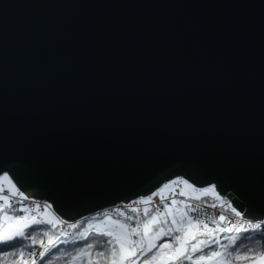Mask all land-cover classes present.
Listing matches in <instances>:
<instances>
[{
    "label": "water",
    "instance_id": "1",
    "mask_svg": "<svg viewBox=\"0 0 264 264\" xmlns=\"http://www.w3.org/2000/svg\"><path fill=\"white\" fill-rule=\"evenodd\" d=\"M66 221L182 177L264 219V0H0V174Z\"/></svg>",
    "mask_w": 264,
    "mask_h": 264
},
{
    "label": "snow or ice",
    "instance_id": "2",
    "mask_svg": "<svg viewBox=\"0 0 264 264\" xmlns=\"http://www.w3.org/2000/svg\"><path fill=\"white\" fill-rule=\"evenodd\" d=\"M0 180H8L11 188L18 191L7 173L0 176ZM182 182L189 185V187H194L187 180ZM176 183H178L177 180L170 181V184ZM168 188L169 184H165L159 191L162 193ZM3 191V187H0V192ZM196 191L205 195L213 193L217 198H220L218 193H216V185L196 189ZM158 194L153 193V195ZM20 195L23 196V193H20ZM180 195H184V193H180ZM0 200L5 202L0 204V213H2L0 215V244L12 246L13 242L21 237L29 239L33 244H36L37 241L31 234L25 236V230L31 229L38 224L48 223L55 226L59 223L55 219H37L35 215H9L8 211H5V208L13 207L8 203L9 197L3 195L0 196ZM150 201H152V196L142 198L144 203ZM183 203L184 201L172 199L171 204L166 205V210L157 209L156 215H151L149 209L145 208L144 215L150 216V219L146 220L142 227L140 224L133 226L119 220L111 221L109 226L103 228L95 227L96 234L110 238L106 241L109 247L104 250H96L95 254H93L94 243H85L77 250L76 255L71 257L70 264H76L78 260L80 264H84V258L87 259V264H138L140 256L144 257L142 264H182L183 261L193 260V254L203 253L211 245H219L221 250H211L206 254L195 256V264H240V262H243V264H264V251H256L247 244H238V237H228L231 245L235 246L233 251H228V245L220 244L219 240L215 238L218 231L247 233L249 231L248 228H244L242 225L237 227L235 223L229 221L228 217L223 214L219 215V221H227L231 224V227L221 228L219 222L214 221L213 223L216 226L210 228L203 220L190 214L198 211L196 207L173 208V205ZM225 203L228 204V207L236 216L242 217L244 215L230 201L225 200ZM45 207L50 206L46 205ZM211 207L215 208L216 204H211ZM136 210L133 209V211ZM161 216L163 217L162 219L160 218ZM169 217H171L170 220ZM109 220H111L110 217ZM71 227L75 228L76 225H71ZM92 227V225H89L88 229L79 234L81 240H88V237L92 235L90 231ZM253 228H260V225H253ZM134 237L136 238L134 239ZM169 237L171 239H165ZM57 239L59 238L57 237ZM245 239H248V237H245ZM161 240L163 242L158 243ZM49 243L56 247L55 241H50ZM154 250L156 251L154 252ZM50 251V248L45 247L39 253V256L43 259ZM57 251H59L58 248ZM10 254L14 255V253L0 252V256H8ZM19 254L21 260L14 261L13 264H29L28 260L23 259L24 252L20 251ZM31 264H37V262L32 260ZM46 264H52L51 260L46 261Z\"/></svg>",
    "mask_w": 264,
    "mask_h": 264
},
{
    "label": "trees",
    "instance_id": "3",
    "mask_svg": "<svg viewBox=\"0 0 264 264\" xmlns=\"http://www.w3.org/2000/svg\"><path fill=\"white\" fill-rule=\"evenodd\" d=\"M196 199L201 201H214L216 198L212 197L211 194H203L199 197L194 196ZM180 201V200H177ZM5 203V202H2ZM12 208H5V211H8L11 215H26L28 210L25 208L24 204L16 203L12 205ZM149 209L151 215H155L156 211L152 206L145 207ZM141 207H127L125 210L118 212L116 215L107 211H99L94 214L84 216L83 218L76 220L74 222H67L64 225L56 224L53 226L52 224L44 223L34 225L31 229L25 230V236L31 234L33 238L37 241L36 244H33L31 240L26 238H18L13 242L12 246L0 244V252H8L14 253L8 256H0V264H13L14 261H20V251L24 252L23 259L28 260L29 264H31L32 260H35L37 264H46V261L51 260L52 264H70L71 257L75 256L77 250L82 247L85 243H94L93 254H95L96 250H104L109 247L106 243L109 237L100 236L95 233V227H97L98 221L104 219L105 217L111 216V218L124 221L127 224L135 226L136 224H140L143 226L144 222L150 219V216L144 215V209ZM173 208H183L182 204L173 205ZM133 209H137L133 211ZM166 210V207L165 209ZM37 219H40V216H37ZM163 218L162 216L160 217ZM171 217H169V220ZM71 225H76L75 228L71 227ZM89 225L93 227L90 229L92 235L88 237V240H81L80 233H83L85 229L89 228ZM237 227L241 225L244 228H248L249 231L247 233L244 232H217L216 239L219 240L220 244L228 245V251H233L234 245H231L228 237L235 236L238 237V244H247L249 247H253L256 251H264V225H261L260 228H249L244 224L238 223ZM167 227V225H165ZM66 233V235H65ZM57 237L59 239H57ZM248 237V239H245ZM136 237H134L135 239ZM203 238V237H201ZM165 239H171L165 238ZM55 241L56 247H53L49 242ZM99 242V243H97ZM163 242L158 241V243ZM48 247L51 251L43 258L39 256V253ZM57 248L59 251H57ZM211 250H221L219 245H211L210 248L205 249L203 253H195L193 254V260L191 261H183L182 264H194L195 256L206 254ZM243 250V249H241ZM156 250H154L155 252ZM71 254V255H68ZM151 255V254H150ZM144 257L140 256V260L138 263H142ZM76 264H80V261H76ZM84 264H87V259L84 258ZM243 264V262H240Z\"/></svg>",
    "mask_w": 264,
    "mask_h": 264
},
{
    "label": "built area",
    "instance_id": "4",
    "mask_svg": "<svg viewBox=\"0 0 264 264\" xmlns=\"http://www.w3.org/2000/svg\"><path fill=\"white\" fill-rule=\"evenodd\" d=\"M216 193H218L217 190H216ZM213 195H215V194H213ZM218 195H219V193H218ZM219 197L220 198H218V201L215 202V204H216L215 208L211 207V204H209V203H203V202H200V201H197V200H194V199H190L186 195H180L179 192H176L175 194L169 195L167 197H163V199H161V197L155 196V197H153V199L150 202V204H151L152 207L162 210L164 208V206H166L167 204H169L171 202L172 199H181V200L184 201L185 207H187V208L196 207L198 209V211L195 212V213H190V214H192L193 216H195L198 219L203 220L205 223L208 224V226L210 228L216 226L213 223L214 221L219 222L221 228L231 227V224L228 223L227 221L220 222L219 221V215L223 214V215L227 216L229 221H231L232 223L236 220V218L238 216H236L232 212H227L226 209L229 208V207H228V204L225 203V200H227V201H229V200L226 197L221 196V195H219ZM16 199H21V201H25L27 206L32 207L31 209H34V210L39 209V206H40L39 203H41V202H39L37 204L34 201H36V200L37 201H40V200L43 201V199L30 198L28 196H26V199H25V197L17 198V197L14 196V197H11L10 201L12 203H14V201ZM133 200L129 201V202H120V203H118L116 205L107 207V208H105V211L117 214L121 209H124L127 206H131V207L138 206L139 203L137 201L135 203ZM239 219H242L243 221L247 220L243 216L240 217ZM256 223L257 224H261L262 221L258 220V221H256Z\"/></svg>",
    "mask_w": 264,
    "mask_h": 264
},
{
    "label": "rangeland",
    "instance_id": "5",
    "mask_svg": "<svg viewBox=\"0 0 264 264\" xmlns=\"http://www.w3.org/2000/svg\"><path fill=\"white\" fill-rule=\"evenodd\" d=\"M4 173H7V172H4ZM4 173H1L0 176H3ZM8 174V173H7ZM8 177L10 178L12 184L15 185L16 189H18V191H15L11 188L8 180H0V187H3L4 191L3 192H0V196H3V195H7L9 197V201L8 203H10L12 205V202L10 201L11 199V195H16L18 194L20 191H19V188L16 186V184L14 183V181L11 179L10 175L8 174ZM173 180H177L178 183L176 184H170V181H173ZM183 180H186L184 178H181V177H178V178H174L170 181H167L165 183H163L157 190H155L154 192L155 193H159L158 195H161L162 197L164 196H167V195H172V193L174 192H179V193H184V194H187V195H191L193 194L194 196H201L203 195V193L201 192H198L196 191V189H200L198 187H196L195 185H193L191 182H189L190 185H193L194 187H189V185H186L184 184L182 181ZM165 184H169V188L168 189H165L162 193H160V189H162L164 187ZM204 188V187H203ZM172 190V191H171ZM171 191V192H170ZM158 195H154L155 196H158ZM21 197V196H19ZM142 198H146L145 196L144 197H139V198H136L134 199L133 201L136 203V201L139 203L138 206H140L141 208H145L147 207V205H149L148 203H144L142 202ZM2 202H4L3 200H0V204H2ZM35 203H39L40 206H39V209H31L32 207H29L27 205H25V208L28 210L27 214L28 216H32V215H37V216H40V219H55V220H58L60 222H62V225H64L65 223H69V221H66L64 220L63 218H61L57 212L54 210V208H52L51 204L49 202H47L46 200L43 199V201H34ZM46 205L50 206V207H45ZM229 209V208H228ZM229 212L231 210H228ZM232 212V211H231ZM233 213V212H232ZM0 215H2V213H0ZM11 215V214H9ZM156 215V214H155ZM109 217L111 218V216H108V217H105L104 219L98 221L97 223V226L99 227H106V226H109L111 224V221H114V220H117V219H114V218H111V220H109ZM240 217H237L236 221H235V224H238L239 221H243L242 219H239ZM120 221V220H119ZM101 222H103L101 224ZM123 223H125L124 221H121ZM58 224V223H57ZM241 224H244L245 225V221L241 222ZM226 228V227H224ZM139 260H140V257H139ZM138 260V261H139ZM138 264H142V263H138ZM195 264V263H194Z\"/></svg>",
    "mask_w": 264,
    "mask_h": 264
}]
</instances>
